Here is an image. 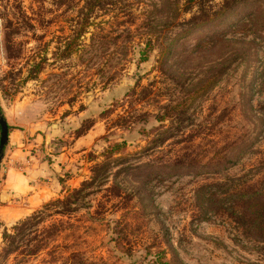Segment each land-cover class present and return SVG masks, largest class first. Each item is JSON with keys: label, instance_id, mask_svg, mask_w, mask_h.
Segmentation results:
<instances>
[{"label": "rangeland", "instance_id": "374dc122", "mask_svg": "<svg viewBox=\"0 0 264 264\" xmlns=\"http://www.w3.org/2000/svg\"><path fill=\"white\" fill-rule=\"evenodd\" d=\"M182 4L0 0V114L8 126L0 264H61L65 257L68 264L73 239L95 263L155 264L151 255L161 251L168 264H264L263 243L224 215L202 219L195 198L200 185L254 179L255 168L264 169V0H246L186 34L179 22L194 9L183 13ZM171 39L173 52L160 64ZM175 104L171 116L156 120ZM230 140L231 153L248 144L234 164L188 172ZM115 142L124 143L112 155L120 159L74 210L43 215L39 225L67 220L62 232L24 254L38 244L40 226L30 228L16 239L18 250L5 254L2 231L11 233L18 220L88 180ZM10 172L23 180L22 194L5 186Z\"/></svg>", "mask_w": 264, "mask_h": 264}, {"label": "trees", "instance_id": "16d2710c", "mask_svg": "<svg viewBox=\"0 0 264 264\" xmlns=\"http://www.w3.org/2000/svg\"><path fill=\"white\" fill-rule=\"evenodd\" d=\"M212 0H183L181 12H193L190 16L181 20L179 23L181 26L182 33L186 34L188 31L198 29L204 26L206 23L215 19L219 16L228 15L230 12L236 11L246 0H221L216 7H213ZM178 23V25H179ZM219 41V40H217ZM172 44V39L165 43V46L159 51V62L160 64L166 63L169 60L170 54L173 52L170 50ZM227 56V55H226ZM36 71H38V65L36 66ZM215 80H213L214 82ZM204 87H199L196 90V94L204 92ZM178 104V103H176ZM170 105L164 108L166 111L164 114H156V120H163L166 117L171 116L173 108L177 105ZM8 128V126H7ZM234 141L230 140L223 144L220 148L223 149L221 153L215 151L212 156L203 162L197 163V167L192 171H188L192 174H201L207 172H218L219 170L226 169L230 167L240 154L247 150V145L239 147L235 153H231L234 148ZM233 147H232V146ZM124 146L123 142H115L112 145L107 146L100 155L103 156V161L100 163H93L90 167V176L88 180L82 181L78 187L66 191L60 197H56L43 203L42 206L34 210L29 215L18 220L12 227V232L9 233L6 230L2 231V239L4 240V246L2 250L5 254L15 252L18 250V245L15 244L16 239L23 238L30 228H36L41 222H43V215L46 214L48 210L53 209L55 213L64 215L74 210L76 202H78L84 196V190L94 185L95 183H100L102 179L106 177L107 169L116 160L120 159L119 156L113 157L115 153L121 150ZM219 148V149H220ZM235 149V148H234ZM220 152V151H219ZM264 161V160H261ZM264 168V165H262ZM254 169V168H253ZM252 169V170H253ZM253 175H257L256 178H240L228 179L227 183L224 182H212L200 185L196 189L195 198L198 202V208L202 212V219L206 214L210 213L212 215H224L234 222L239 228L241 234L253 241L264 244V169L258 170L255 168ZM84 191V192H83ZM207 212V213H206ZM67 223V220H62V218L52 219L46 224H41L38 230L40 235L36 234L37 243L33 249L24 250V254H35L46 242L54 240L60 232L64 229L63 224ZM74 234V230L71 231V235ZM74 248L69 253L70 262L68 264H107L104 260H100L95 263V260L87 261L80 249L77 247L76 239H73ZM73 246V243L70 245ZM161 251H157L152 254V262L155 264H168L167 261L161 259ZM66 258L61 264H67Z\"/></svg>", "mask_w": 264, "mask_h": 264}, {"label": "crops", "instance_id": "0c3cea01", "mask_svg": "<svg viewBox=\"0 0 264 264\" xmlns=\"http://www.w3.org/2000/svg\"><path fill=\"white\" fill-rule=\"evenodd\" d=\"M10 142V139H8V144ZM18 174L14 173V172H10L9 174H6V178H5V186L8 187V189H10L12 191V196L13 194L17 195L18 193L24 191L23 189L25 188L24 187V182L23 180L21 179V177L17 176ZM38 192V193H37ZM37 192H33L34 194H32L33 196H28L27 199L25 200L26 201V204L27 207L24 208L27 210V208L29 207H32V206H35L37 203H35L37 200V198H42L44 195H42V193L44 194L43 190L41 192L37 191ZM39 194V195H37ZM38 196V197H37ZM40 200V199H39ZM38 200V201H39ZM31 209H29L30 211ZM14 215H16L14 213Z\"/></svg>", "mask_w": 264, "mask_h": 264}, {"label": "water", "instance_id": "95a60500", "mask_svg": "<svg viewBox=\"0 0 264 264\" xmlns=\"http://www.w3.org/2000/svg\"><path fill=\"white\" fill-rule=\"evenodd\" d=\"M7 141V124L0 114V162L2 158L3 147Z\"/></svg>", "mask_w": 264, "mask_h": 264}]
</instances>
